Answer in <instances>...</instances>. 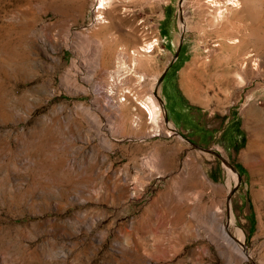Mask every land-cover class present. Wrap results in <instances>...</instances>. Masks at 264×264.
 <instances>
[{"label":"rangeland","instance_id":"rangeland-1","mask_svg":"<svg viewBox=\"0 0 264 264\" xmlns=\"http://www.w3.org/2000/svg\"><path fill=\"white\" fill-rule=\"evenodd\" d=\"M99 1L0 0V264H264V0Z\"/></svg>","mask_w":264,"mask_h":264},{"label":"bare ground","instance_id":"bare-ground-1","mask_svg":"<svg viewBox=\"0 0 264 264\" xmlns=\"http://www.w3.org/2000/svg\"><path fill=\"white\" fill-rule=\"evenodd\" d=\"M106 3H107V0H100L98 3L99 7L98 8L95 7L96 12H99L101 9L105 8ZM98 20L100 21V18ZM142 105H143L142 109L144 110V114L147 117H149L150 123L152 124L153 134H162V129H161L160 125H161V123L164 122V112H163V108H162L159 100L154 95H151L142 103ZM140 120H141V118H140ZM137 122H139V121H137ZM152 164L153 163L150 164L151 167L155 166L154 164L153 165ZM235 177L237 178V176H235ZM133 195H136V193H133ZM220 229L223 233V240L221 241V238H219V237H221V235H219V237L216 239L220 243L219 247L221 249L227 250L228 249L227 244H231V243L235 244V240L229 236V234L226 232L223 224H221ZM242 237H243V235L240 234L241 240H242ZM224 250H222V251H224ZM244 258H246V257H244Z\"/></svg>","mask_w":264,"mask_h":264},{"label":"trees","instance_id":"trees-1","mask_svg":"<svg viewBox=\"0 0 264 264\" xmlns=\"http://www.w3.org/2000/svg\"><path fill=\"white\" fill-rule=\"evenodd\" d=\"M234 131H236L237 134L241 135L240 145H242L244 142V138L242 136L243 135L242 132L238 128V121L237 120L230 121V124L228 125V127L226 129V134L234 132ZM226 134L224 132L223 136L225 137Z\"/></svg>","mask_w":264,"mask_h":264},{"label":"water","instance_id":"water-1","mask_svg":"<svg viewBox=\"0 0 264 264\" xmlns=\"http://www.w3.org/2000/svg\"><path fill=\"white\" fill-rule=\"evenodd\" d=\"M180 2H181V1H180ZM178 19H179V21L181 22V16H180V15H179ZM181 30H182V27H181ZM181 44H182V33L179 34L178 48H177V51L175 52V55H174V58H173V59H176ZM199 148L202 149V150H205V151H211V149H209V148H204V147H201V146H199Z\"/></svg>","mask_w":264,"mask_h":264},{"label":"built area","instance_id":"built-area-1","mask_svg":"<svg viewBox=\"0 0 264 264\" xmlns=\"http://www.w3.org/2000/svg\"><path fill=\"white\" fill-rule=\"evenodd\" d=\"M236 2H237V0H231L230 5L236 6L237 5Z\"/></svg>","mask_w":264,"mask_h":264}]
</instances>
